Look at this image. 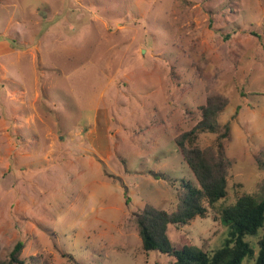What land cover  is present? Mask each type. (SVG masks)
<instances>
[{"label":"rangeland","instance_id":"obj_1","mask_svg":"<svg viewBox=\"0 0 264 264\" xmlns=\"http://www.w3.org/2000/svg\"><path fill=\"white\" fill-rule=\"evenodd\" d=\"M211 92L230 100L226 203L260 197L264 0H0V259L23 241L30 264H173L133 214L196 181L176 138ZM208 208L170 226L177 247L223 245Z\"/></svg>","mask_w":264,"mask_h":264},{"label":"trees","instance_id":"obj_2","mask_svg":"<svg viewBox=\"0 0 264 264\" xmlns=\"http://www.w3.org/2000/svg\"><path fill=\"white\" fill-rule=\"evenodd\" d=\"M229 102L226 95L211 92L201 107V119L176 138L196 179L195 182L183 180L177 207L168 210L148 203L133 214L143 249L171 255L173 264H242L247 257L254 258L256 264H264V178L260 197L246 193L226 203L229 168L233 162L226 151V142L232 129L230 122L222 124L219 117ZM205 131L217 133L214 146L198 145L199 134ZM129 200L128 197L127 203ZM206 203L216 208L221 221L229 228L223 245L212 251L191 243L177 247L169 235L170 226L186 225L197 216L204 217L209 210ZM258 234V253L255 254L256 248L248 237ZM23 248L24 242L18 241L9 255L0 259V264H30L22 258Z\"/></svg>","mask_w":264,"mask_h":264}]
</instances>
